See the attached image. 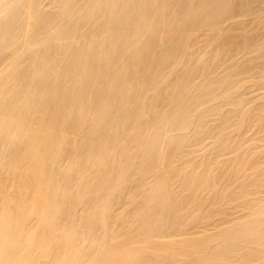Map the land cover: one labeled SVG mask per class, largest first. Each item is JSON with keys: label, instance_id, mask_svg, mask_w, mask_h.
<instances>
[{"label": "bare ground", "instance_id": "6f19581e", "mask_svg": "<svg viewBox=\"0 0 264 264\" xmlns=\"http://www.w3.org/2000/svg\"><path fill=\"white\" fill-rule=\"evenodd\" d=\"M262 58L264 0H0V264H264Z\"/></svg>", "mask_w": 264, "mask_h": 264}, {"label": "rangeland", "instance_id": "374dc122", "mask_svg": "<svg viewBox=\"0 0 264 264\" xmlns=\"http://www.w3.org/2000/svg\"><path fill=\"white\" fill-rule=\"evenodd\" d=\"M262 61H264V58H262V60H261L260 62H262ZM258 93H259V92H257L256 94L259 95ZM260 93H261V92H260ZM235 216H238V215H235Z\"/></svg>", "mask_w": 264, "mask_h": 264}]
</instances>
